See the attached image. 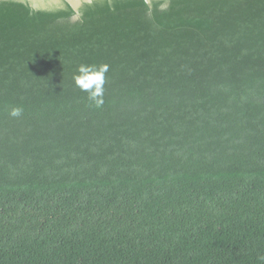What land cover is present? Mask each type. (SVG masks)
Returning a JSON list of instances; mask_svg holds the SVG:
<instances>
[{
    "label": "trees",
    "instance_id": "obj_1",
    "mask_svg": "<svg viewBox=\"0 0 264 264\" xmlns=\"http://www.w3.org/2000/svg\"><path fill=\"white\" fill-rule=\"evenodd\" d=\"M0 264H264V0H0Z\"/></svg>",
    "mask_w": 264,
    "mask_h": 264
},
{
    "label": "clouds",
    "instance_id": "obj_2",
    "mask_svg": "<svg viewBox=\"0 0 264 264\" xmlns=\"http://www.w3.org/2000/svg\"><path fill=\"white\" fill-rule=\"evenodd\" d=\"M107 64L86 65L80 64L77 73L74 75V83L81 90L87 93V98L96 108H101L104 104V85L106 83L105 74L108 72ZM22 107H13L9 111V116L18 118L22 115Z\"/></svg>",
    "mask_w": 264,
    "mask_h": 264
},
{
    "label": "flooded vegetation",
    "instance_id": "obj_3",
    "mask_svg": "<svg viewBox=\"0 0 264 264\" xmlns=\"http://www.w3.org/2000/svg\"><path fill=\"white\" fill-rule=\"evenodd\" d=\"M16 1H25V0H16ZM26 1H28L32 7L39 9H58L63 6V2H67V0H26ZM83 2H85V0H80V6ZM166 3L167 0H163V5H165ZM78 8L75 11L76 14L78 12Z\"/></svg>",
    "mask_w": 264,
    "mask_h": 264
},
{
    "label": "water",
    "instance_id": "obj_4",
    "mask_svg": "<svg viewBox=\"0 0 264 264\" xmlns=\"http://www.w3.org/2000/svg\"><path fill=\"white\" fill-rule=\"evenodd\" d=\"M91 0H85V2H90ZM149 2V0H146ZM67 2L71 5L74 11L77 10V8L80 6V0H67ZM75 18V17H74Z\"/></svg>",
    "mask_w": 264,
    "mask_h": 264
}]
</instances>
